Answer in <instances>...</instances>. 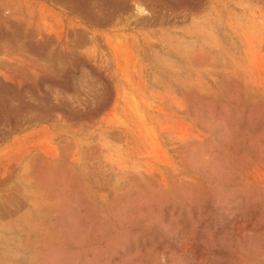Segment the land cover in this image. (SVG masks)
I'll return each mask as SVG.
<instances>
[{
    "label": "rangeland",
    "instance_id": "374dc122",
    "mask_svg": "<svg viewBox=\"0 0 264 264\" xmlns=\"http://www.w3.org/2000/svg\"><path fill=\"white\" fill-rule=\"evenodd\" d=\"M0 264H264V0H0Z\"/></svg>",
    "mask_w": 264,
    "mask_h": 264
},
{
    "label": "bare ground",
    "instance_id": "6f19581e",
    "mask_svg": "<svg viewBox=\"0 0 264 264\" xmlns=\"http://www.w3.org/2000/svg\"><path fill=\"white\" fill-rule=\"evenodd\" d=\"M137 10H139V13H144L145 12V9L142 7V5L139 6V8Z\"/></svg>",
    "mask_w": 264,
    "mask_h": 264
}]
</instances>
